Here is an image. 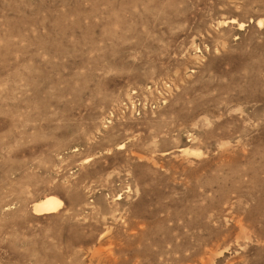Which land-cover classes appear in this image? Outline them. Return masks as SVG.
<instances>
[{
  "label": "rangeland",
  "instance_id": "obj_1",
  "mask_svg": "<svg viewBox=\"0 0 264 264\" xmlns=\"http://www.w3.org/2000/svg\"><path fill=\"white\" fill-rule=\"evenodd\" d=\"M0 264H264V0H0Z\"/></svg>",
  "mask_w": 264,
  "mask_h": 264
},
{
  "label": "bare ground",
  "instance_id": "obj_2",
  "mask_svg": "<svg viewBox=\"0 0 264 264\" xmlns=\"http://www.w3.org/2000/svg\"><path fill=\"white\" fill-rule=\"evenodd\" d=\"M62 202L54 197H49L34 205L33 211L37 215L53 214L61 207Z\"/></svg>",
  "mask_w": 264,
  "mask_h": 264
}]
</instances>
